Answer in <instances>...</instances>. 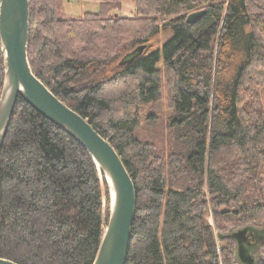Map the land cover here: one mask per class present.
I'll return each instance as SVG.
<instances>
[{"label":"trees","instance_id":"16d2710c","mask_svg":"<svg viewBox=\"0 0 264 264\" xmlns=\"http://www.w3.org/2000/svg\"><path fill=\"white\" fill-rule=\"evenodd\" d=\"M94 1L98 11L61 18L57 0H30L29 60L133 176L126 264H236L224 232L264 225V0H136L135 16L117 13L123 0ZM140 44L144 52L121 65ZM4 73L0 40V96ZM164 75L173 116L161 146L138 131L141 107L162 98ZM11 121L0 151V256L93 264L105 226L98 165L24 97ZM209 197L227 207L214 210V225Z\"/></svg>","mask_w":264,"mask_h":264},{"label":"water","instance_id":"95a60500","mask_svg":"<svg viewBox=\"0 0 264 264\" xmlns=\"http://www.w3.org/2000/svg\"><path fill=\"white\" fill-rule=\"evenodd\" d=\"M30 10V0H0V40L5 63V80L0 96V151L20 97L79 141L98 165L104 193V235L93 264H126L138 199L133 176L111 140L105 138L88 118L57 96L34 72L28 50ZM204 13V10L194 11L188 15V20L195 23ZM146 48V44L137 45L126 53L120 64L134 61ZM105 180L111 198L109 219ZM248 229L241 228L240 235ZM0 264L21 263L0 256Z\"/></svg>","mask_w":264,"mask_h":264},{"label":"rangeland","instance_id":"374dc122","mask_svg":"<svg viewBox=\"0 0 264 264\" xmlns=\"http://www.w3.org/2000/svg\"><path fill=\"white\" fill-rule=\"evenodd\" d=\"M58 2V14L61 18H75L83 15L89 11H98L99 2L94 0H57ZM136 0H123L122 12H117L121 15L135 16L136 15ZM167 39L166 35H163L162 41ZM125 55V54H123ZM122 57V56H121ZM120 58V57H119ZM121 59V58H120ZM163 63L160 64L162 66ZM163 87V95L160 100L151 102L141 107L142 124L138 131L139 138H144L151 141L158 142L161 146L165 144H170L171 142V126H169L170 117L173 116L172 109L170 108L169 102V91L167 86V80L165 75ZM119 92L123 91V88L118 89ZM261 98L264 106V84L261 86ZM169 147V146H168ZM209 205L211 206V213L208 216L211 224H215L214 210L226 209L218 208L212 205V198H208ZM107 219L108 218V203L106 206ZM110 216V212H109ZM239 228V227H238ZM220 240V236L218 237ZM220 242V241H219ZM221 243H225L224 241Z\"/></svg>","mask_w":264,"mask_h":264},{"label":"flooded vegetation","instance_id":"af4514ba","mask_svg":"<svg viewBox=\"0 0 264 264\" xmlns=\"http://www.w3.org/2000/svg\"><path fill=\"white\" fill-rule=\"evenodd\" d=\"M239 227V228H238ZM231 226L224 232L222 239H230L235 244L236 264H261L264 262V225L261 227L253 224H243L240 226ZM249 227V229L240 235V229ZM242 245V246H241ZM241 248V250H239ZM247 249V251H246Z\"/></svg>","mask_w":264,"mask_h":264}]
</instances>
